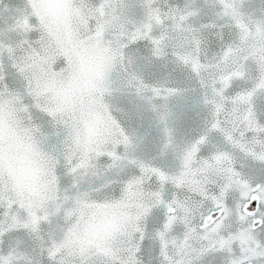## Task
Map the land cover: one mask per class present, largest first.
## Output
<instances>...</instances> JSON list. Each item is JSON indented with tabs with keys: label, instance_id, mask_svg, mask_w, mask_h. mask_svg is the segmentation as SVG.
Segmentation results:
<instances>
[{
	"label": "snow or ice",
	"instance_id": "1",
	"mask_svg": "<svg viewBox=\"0 0 264 264\" xmlns=\"http://www.w3.org/2000/svg\"><path fill=\"white\" fill-rule=\"evenodd\" d=\"M0 264H264V0H0Z\"/></svg>",
	"mask_w": 264,
	"mask_h": 264
}]
</instances>
